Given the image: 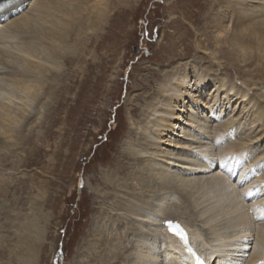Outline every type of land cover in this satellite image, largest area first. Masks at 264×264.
Here are the masks:
<instances>
[{"label":"bare ground","instance_id":"1","mask_svg":"<svg viewBox=\"0 0 264 264\" xmlns=\"http://www.w3.org/2000/svg\"><path fill=\"white\" fill-rule=\"evenodd\" d=\"M8 1L0 0L5 6L0 10V151L5 154L29 142L27 133L40 125L46 95H56L46 131L52 134L57 126L62 135L63 120L72 125L95 87L99 64L85 68L86 57L109 39L97 38L112 12L128 4ZM188 1L186 7H196L200 18L184 11L191 29L172 21L175 33L168 36L167 49L175 52L174 59L153 68L160 75L155 92L143 88L146 84L135 86L121 148L111 168L92 179L103 193L88 230L93 239L79 247L78 264H85L84 254L87 264H191L187 247L209 264H254L264 250V101L259 100L264 95V0ZM195 50L209 51L225 67L204 62ZM63 65L82 69L84 78L64 75ZM231 71L240 84L231 81ZM62 79L68 83L61 84ZM207 85L212 88L204 94ZM189 92L214 112L212 118L194 108L183 116L178 105ZM232 102L243 109L233 113ZM221 114L232 117L223 120ZM8 186L0 179V198ZM167 219L182 223L187 245L167 231ZM19 227L10 258L38 264L43 226L28 218ZM251 245L254 252L244 259Z\"/></svg>","mask_w":264,"mask_h":264},{"label":"rangeland","instance_id":"2","mask_svg":"<svg viewBox=\"0 0 264 264\" xmlns=\"http://www.w3.org/2000/svg\"><path fill=\"white\" fill-rule=\"evenodd\" d=\"M16 1L11 0L10 3ZM188 2L128 0L126 3L129 6L127 4L126 7L120 6L114 10L97 38L100 41L101 37L108 35L109 39L101 49L92 53L96 58L87 56L83 64L85 68L92 63L99 66L92 77L95 87L91 93V101L80 103L76 117L71 121L72 125L63 120L65 129L62 130V135L57 132V126L52 128V134L46 131L50 122L48 110L55 106L56 99L55 94L46 95L40 103L43 104L40 109L41 123L33 126V132L27 133L29 142H24L25 147L17 148L14 153L5 154L0 151V179L9 185L7 195L0 198V264L20 263L19 256L14 255V260L10 257L21 232L19 226L28 221V218H32L35 224L43 226L45 230L37 253L38 264H78L76 257L79 247L85 240L93 239L88 230L96 210L100 208L98 193H103L92 179L100 178L103 172L111 168L112 164L109 162H112L121 148L124 132L128 127L126 105H131L129 101L134 100L135 86L146 84L143 88L148 87L146 90L150 93L155 92L160 75L153 68L174 59L171 55L175 52L167 49L171 46L168 36L175 33L172 21L180 22L182 29L190 28L188 20L184 18L185 10L193 13L195 19L200 18L196 7H186ZM93 38L89 39V43ZM182 47L183 45L180 48ZM178 48L175 49L184 52ZM181 53L176 52V55ZM193 54L202 56L204 62L212 61L224 66L223 62L214 60L209 51L195 50ZM63 67L64 75H79L78 80L84 78L82 69L79 70L77 66ZM147 69L155 71V74ZM231 73V81L240 84L234 72ZM148 76L150 78L145 80ZM65 83L68 80L62 79L61 84ZM210 88L212 86L207 85L204 94H209ZM258 95L261 94L258 92ZM184 96V101L181 100L178 105V110L184 112H181L183 116L186 115L187 108H194L192 112H202L213 117L214 112L204 103H197L192 93ZM263 96L259 97L260 101H264ZM138 99L142 102L145 98ZM236 103L232 102V107L236 108L233 113L243 109L240 108L241 104ZM28 111L34 113L36 108ZM223 115H219L223 120L232 117ZM115 120L118 121L117 128H114ZM88 259L89 256L84 254L83 263L87 264L85 261Z\"/></svg>","mask_w":264,"mask_h":264},{"label":"snow or ice","instance_id":"3","mask_svg":"<svg viewBox=\"0 0 264 264\" xmlns=\"http://www.w3.org/2000/svg\"><path fill=\"white\" fill-rule=\"evenodd\" d=\"M164 223L169 232L178 237L179 240L183 241L185 245L188 244V234L185 228H183L178 222H174L172 220H167ZM187 252L195 258L196 264H204V261L197 255L196 251L192 247H187Z\"/></svg>","mask_w":264,"mask_h":264}]
</instances>
